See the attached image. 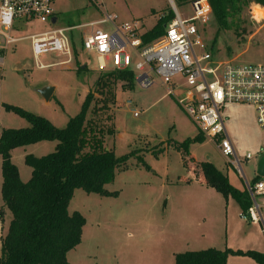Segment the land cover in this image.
<instances>
[{
  "label": "rangeland",
  "instance_id": "1",
  "mask_svg": "<svg viewBox=\"0 0 264 264\" xmlns=\"http://www.w3.org/2000/svg\"><path fill=\"white\" fill-rule=\"evenodd\" d=\"M53 10L57 19L53 27L38 21L15 26L12 36L19 41L0 53V134L2 130L28 127L25 120L3 106L19 108L63 129L67 121L79 113L97 78L105 74L100 73L94 54L78 50L79 40H76L75 55L70 64L37 69L28 37L52 29L99 22L104 14L116 17L118 26L137 22L141 33H145L173 9L169 0H104L102 12L85 0H58ZM177 10L190 16L189 4ZM236 23L238 30L233 26L230 31L219 32L216 40L217 26L213 18L196 23V28L213 58L241 65H264L263 24L252 20L248 7L242 10ZM93 30L112 33L114 28L110 24H100ZM89 32V28H78L73 35L79 37ZM63 60L65 58L47 54L41 57L40 63L50 65ZM133 60L136 61L134 56ZM83 66L85 70L78 71ZM107 70H111L109 65ZM149 75L153 84L148 88H140L134 82L132 89L123 91L117 84L115 101L107 104V113L113 118L111 130L114 135L105 138V146L124 162L113 182L105 187L107 191L115 192L116 197H100L75 190L68 213L77 212L85 219V233L120 228L121 243L117 244L136 250L150 247L159 238L158 234L164 233L172 234L175 239L184 238L176 248L182 250L180 253L222 252L225 249L264 253V209L260 211L263 221L257 225L243 221L235 201L225 200L192 177L183 166V153L176 152L168 142L183 143L195 138L199 131L186 117L179 102L168 94L167 86L162 85L154 73L149 72ZM48 88L52 92L46 100L41 92ZM95 98L101 105L105 97L95 95ZM222 118L237 158L242 160L247 153L253 156L250 161L240 164L246 181L252 183L258 162L264 158V131L256 124L253 110L248 106H226ZM186 154L196 164H211L233 188L245 192L246 181L240 172L221 156L209 139L188 144ZM19 155L21 152L13 155V163L19 168L20 178L27 180L25 172L29 168ZM168 262L173 264L174 257H169L164 264ZM226 264L255 263L248 258L230 256Z\"/></svg>",
  "mask_w": 264,
  "mask_h": 264
},
{
  "label": "trees",
  "instance_id": "2",
  "mask_svg": "<svg viewBox=\"0 0 264 264\" xmlns=\"http://www.w3.org/2000/svg\"><path fill=\"white\" fill-rule=\"evenodd\" d=\"M172 1L177 9L192 0ZM207 1L217 26L215 40L219 32L230 31L234 27L238 30L236 21L245 7L255 4L264 9V0ZM173 18L174 14L169 10L167 16L158 19L152 29L141 36L143 44H152L160 39L164 25ZM103 73L95 81L93 90L85 96L79 113L70 118L63 129H57L47 120L19 108L3 106L6 111L25 120L28 127L2 130L0 134V193L3 206L11 214L8 231L1 240L0 264H68L66 255L80 244L85 225V219L79 213L69 214L67 210L74 191L116 197L115 192L110 193L105 187L113 182L124 162L105 146V138L114 135L111 130L113 118L107 113V104L115 101L117 84L125 91L133 88L135 80L129 71ZM95 95L105 97L101 105L96 102ZM202 140L198 134L183 143L168 144L176 152L183 153V166L192 177L225 200L231 198L238 205L240 214L245 215L252 205L246 191L233 188L211 164H196L188 158L186 146ZM41 142H54L55 149L40 158L25 156L24 165L31 173L29 180L22 183L17 168L11 162V151ZM259 180L255 177L250 184L254 185ZM230 256L264 264V253L230 249L176 254L173 264H226Z\"/></svg>",
  "mask_w": 264,
  "mask_h": 264
},
{
  "label": "built area",
  "instance_id": "3",
  "mask_svg": "<svg viewBox=\"0 0 264 264\" xmlns=\"http://www.w3.org/2000/svg\"><path fill=\"white\" fill-rule=\"evenodd\" d=\"M57 1L0 0V53L19 41L12 36L15 26H26L31 21H38L53 27L57 21L53 5ZM85 1L103 11L104 0ZM172 9L174 18L164 25L163 36L152 44H143L141 36L144 33H141L137 22L118 26L115 24L116 17L108 14H104L103 20L85 26L57 28L32 35L28 39L35 66L42 70L70 64L75 55L76 40H79L78 50L94 54L100 72L129 71L140 88H148L153 84L149 72L154 73L162 85L167 86L168 94L179 102L199 134L212 141L221 156L246 181L240 164L250 161L253 156L247 153L242 160L237 158L224 127L222 110L226 106H248L253 110L256 124L264 131V65H241L213 58L196 28V23L207 22L212 18L207 0H192L189 3L190 16L179 13L174 5ZM249 12L253 21L264 26L262 7L251 4ZM52 19H55L54 24ZM100 24H110L114 31H94L93 28ZM78 28H89L90 32L76 37L73 32ZM47 54H55L65 60L43 65L40 59ZM107 65L111 70H107ZM245 191L252 205L239 218L258 224L262 221L260 211L264 209V178L254 185L246 181Z\"/></svg>",
  "mask_w": 264,
  "mask_h": 264
},
{
  "label": "crops",
  "instance_id": "4",
  "mask_svg": "<svg viewBox=\"0 0 264 264\" xmlns=\"http://www.w3.org/2000/svg\"><path fill=\"white\" fill-rule=\"evenodd\" d=\"M169 2L171 4L170 0ZM55 146L56 144H54L53 142H41L34 145L12 150L11 162L17 168L19 173V178H20L19 168L17 167L16 164L13 163L14 154L17 155V152H21V155H19V157H21L24 163L25 156L33 155L36 158H40L45 156L46 153H49V151L51 150L53 151L55 149ZM30 173L31 170L29 169V171L25 172L27 180H23L20 178V181L22 183H26L30 178ZM1 184H2V177H1V158H0V191H1ZM108 192L111 193L112 191H108ZM0 211H1V218H0V249H1V240L6 235L8 231L9 223L11 221L10 212L3 206L1 193H0ZM85 226L82 229L80 244L76 248L68 252L66 255V260L68 264H164L167 261V259H169V257L171 258L174 257L176 253L183 254L180 253L182 252V250H176V248L182 244L184 238L175 239V237L172 234L164 235V233H160L158 234L159 238L154 240L150 247L136 250L128 245L117 244L119 241L121 243V236L119 235L121 233V231L119 230L120 228H118L117 230L108 229L104 231L88 230L85 233ZM125 237L127 236L125 235ZM188 252H198V251H188ZM168 264H172V262H168Z\"/></svg>",
  "mask_w": 264,
  "mask_h": 264
},
{
  "label": "water",
  "instance_id": "5",
  "mask_svg": "<svg viewBox=\"0 0 264 264\" xmlns=\"http://www.w3.org/2000/svg\"><path fill=\"white\" fill-rule=\"evenodd\" d=\"M171 5L173 7V3L171 2ZM55 23V19H52V24ZM85 67H81V69H84ZM52 92V89H46L44 91L41 92V95L48 100V98L50 97V94ZM256 176L259 178H264V158H261L258 162L257 165V171H256Z\"/></svg>",
  "mask_w": 264,
  "mask_h": 264
}]
</instances>
